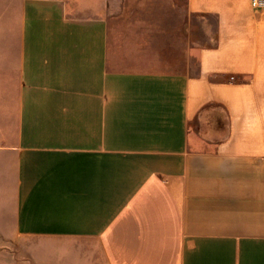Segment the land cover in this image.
<instances>
[{"label":"crops","instance_id":"obj_1","mask_svg":"<svg viewBox=\"0 0 264 264\" xmlns=\"http://www.w3.org/2000/svg\"><path fill=\"white\" fill-rule=\"evenodd\" d=\"M6 2L0 264H264V10Z\"/></svg>","mask_w":264,"mask_h":264},{"label":"rangeland","instance_id":"obj_2","mask_svg":"<svg viewBox=\"0 0 264 264\" xmlns=\"http://www.w3.org/2000/svg\"><path fill=\"white\" fill-rule=\"evenodd\" d=\"M5 2L2 4L1 3V0H0V40H1V30H2V18H5V13H4V16H2V13L5 12L6 10V5L9 4L7 3L6 1L7 0H4ZM3 5V7H2ZM10 7L11 8H15L17 6V2H14V1H11L10 2ZM10 8V9H11ZM4 10V11H3ZM11 14L12 11H11ZM10 14V15H11ZM16 14L15 16L11 15V17L9 18V26H10V30H17V27H18V19L16 18ZM202 24H201V30H196L197 33L200 34V37H201V41H202V45L205 46V45H210L213 43L214 41V30H213V23L210 22L209 20L208 21H205V19H202ZM223 116L222 113H216L215 117L214 116H208V115H204V117L202 118L203 120V125L199 124L200 123V120L196 122H193V124L191 125V127L195 128V130L197 132H200L201 131V128L203 127V131L204 133L206 134L207 137H215V133H212L210 136H209V130L207 131V129L209 128V126L211 124H215L217 120H219L218 118H221ZM224 118V117H223ZM222 118V119H223ZM222 124H223V121L221 120Z\"/></svg>","mask_w":264,"mask_h":264},{"label":"built area","instance_id":"obj_3","mask_svg":"<svg viewBox=\"0 0 264 264\" xmlns=\"http://www.w3.org/2000/svg\"><path fill=\"white\" fill-rule=\"evenodd\" d=\"M250 5L256 10H264V0H249Z\"/></svg>","mask_w":264,"mask_h":264},{"label":"trees","instance_id":"obj_4","mask_svg":"<svg viewBox=\"0 0 264 264\" xmlns=\"http://www.w3.org/2000/svg\"><path fill=\"white\" fill-rule=\"evenodd\" d=\"M219 125H220L219 127H223L222 124H221V122H219Z\"/></svg>","mask_w":264,"mask_h":264}]
</instances>
